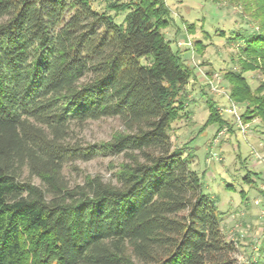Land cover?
Returning <instances> with one entry per match:
<instances>
[{
  "label": "trees",
  "instance_id": "16d2710c",
  "mask_svg": "<svg viewBox=\"0 0 264 264\" xmlns=\"http://www.w3.org/2000/svg\"><path fill=\"white\" fill-rule=\"evenodd\" d=\"M236 2L259 25L246 38L232 33L247 58L224 77L244 121L264 123V83L252 89L243 75L264 72V0ZM105 9L0 0V264H235L215 198L202 193L192 157L172 147L196 71L161 32L168 8L133 0ZM108 9L125 12L121 22ZM208 109L205 125L219 130ZM107 117L123 126L110 139L74 137ZM99 155H121L111 179L70 183L68 164Z\"/></svg>",
  "mask_w": 264,
  "mask_h": 264
},
{
  "label": "rangeland",
  "instance_id": "374dc122",
  "mask_svg": "<svg viewBox=\"0 0 264 264\" xmlns=\"http://www.w3.org/2000/svg\"><path fill=\"white\" fill-rule=\"evenodd\" d=\"M129 1L133 0H89L100 11L111 2ZM162 1L170 16L161 32L173 50L178 49L182 61L196 71L182 92L185 114L170 126L172 147L192 157L191 168L201 177L202 193L215 198L222 212V233L236 245L235 264H252L257 258L264 264V123L258 118L244 121V106L231 100L230 83L224 77L239 69L240 57L247 58L242 51L244 40L237 43L230 38L232 33L246 38L257 31L258 19L242 10L236 0ZM107 12L118 23L125 14ZM243 75L252 89L264 83L259 68ZM209 102L223 120L219 130L217 124L205 125ZM122 128L118 118L107 117L88 121L82 129H75L74 137L84 145L93 144L110 139ZM121 159V155H99L76 160L65 167V176L70 183H81L88 175H100L107 181Z\"/></svg>",
  "mask_w": 264,
  "mask_h": 264
}]
</instances>
